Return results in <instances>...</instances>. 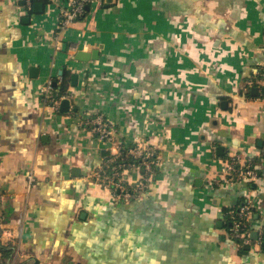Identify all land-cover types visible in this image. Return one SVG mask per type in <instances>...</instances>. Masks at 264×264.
<instances>
[{
	"label": "crops",
	"instance_id": "obj_1",
	"mask_svg": "<svg viewBox=\"0 0 264 264\" xmlns=\"http://www.w3.org/2000/svg\"><path fill=\"white\" fill-rule=\"evenodd\" d=\"M35 3L0 0V220L20 236L0 264H264V0H98L63 30ZM61 77L66 110L41 94ZM97 113L114 145L83 123ZM136 133L154 195L116 203L93 173ZM249 158L256 181L216 182ZM248 199L242 253L227 212Z\"/></svg>",
	"mask_w": 264,
	"mask_h": 264
},
{
	"label": "built area",
	"instance_id": "obj_2",
	"mask_svg": "<svg viewBox=\"0 0 264 264\" xmlns=\"http://www.w3.org/2000/svg\"><path fill=\"white\" fill-rule=\"evenodd\" d=\"M28 10L35 2H45L57 5L60 9L59 29H67L72 23L84 17L87 7L97 3L98 0H23ZM55 46L61 48V40L57 37ZM63 78L57 81L50 80L41 89L42 99L45 103L52 104L56 110L63 99H70V94L55 97L54 91ZM83 122L91 132L102 140L114 145L119 128L110 122L102 113L90 115ZM115 154L106 158L100 169L93 173L100 186L107 190L116 203H132L139 200L150 199L154 195L156 183V169L158 166L157 146L146 140L141 134L136 133L130 144L118 147ZM258 165L252 158L240 162L233 159L227 162L223 173L216 182L225 181L235 183L240 181H256L259 178ZM138 173L137 178L132 173ZM34 181L31 178V182ZM1 200V198H0ZM260 205L252 199L228 211L231 227L228 235L232 240H242L245 245H251V229L245 228L249 218ZM19 231L15 224H7L0 220V244L17 250L19 244Z\"/></svg>",
	"mask_w": 264,
	"mask_h": 264
},
{
	"label": "trees",
	"instance_id": "obj_3",
	"mask_svg": "<svg viewBox=\"0 0 264 264\" xmlns=\"http://www.w3.org/2000/svg\"><path fill=\"white\" fill-rule=\"evenodd\" d=\"M65 89H66V86H64V83L61 84V85H56L55 91H54V96L55 97H61L62 95L66 94V93H64ZM109 156L110 155H108L107 157H109ZM227 214H228V212H227ZM230 227H231V222H230V219H228L227 220V225H226L227 232H228V229H230ZM244 227L247 228V229H250L249 223H246ZM236 242L238 244V247L241 249V252L242 253H244V252H246V251L249 250V247H248L249 245H245L242 242V240H237ZM6 248L7 247H5V246H3V245L0 244V249H2L3 251H5V254H8V250H6Z\"/></svg>",
	"mask_w": 264,
	"mask_h": 264
},
{
	"label": "water",
	"instance_id": "obj_4",
	"mask_svg": "<svg viewBox=\"0 0 264 264\" xmlns=\"http://www.w3.org/2000/svg\"><path fill=\"white\" fill-rule=\"evenodd\" d=\"M109 2L113 3L115 0H108ZM24 2V1H23ZM25 3V2H24ZM35 7V10L36 11H39L41 10V8L43 7V4L42 3H34V6ZM89 8V7H87ZM96 48V46H95ZM98 53H97V50L94 51V54H93V58H97L98 57ZM90 58V56L88 54H85V52L83 51H80L77 56H76V59L80 60V61H87L88 59ZM36 70V69H35ZM69 99H63L62 102H61V106L64 110H66L69 106ZM254 235L256 236V232L254 233Z\"/></svg>",
	"mask_w": 264,
	"mask_h": 264
}]
</instances>
